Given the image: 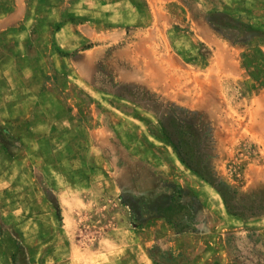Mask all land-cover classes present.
I'll use <instances>...</instances> for the list:
<instances>
[{
	"label": "rangeland",
	"instance_id": "rangeland-1",
	"mask_svg": "<svg viewBox=\"0 0 264 264\" xmlns=\"http://www.w3.org/2000/svg\"><path fill=\"white\" fill-rule=\"evenodd\" d=\"M23 6L0 264H264V0Z\"/></svg>",
	"mask_w": 264,
	"mask_h": 264
},
{
	"label": "crops",
	"instance_id": "crops-1",
	"mask_svg": "<svg viewBox=\"0 0 264 264\" xmlns=\"http://www.w3.org/2000/svg\"><path fill=\"white\" fill-rule=\"evenodd\" d=\"M3 2L5 5L2 4ZM23 2L24 0H0V33L9 31L10 28L18 26L22 22L24 17Z\"/></svg>",
	"mask_w": 264,
	"mask_h": 264
},
{
	"label": "bare ground",
	"instance_id": "bare-ground-1",
	"mask_svg": "<svg viewBox=\"0 0 264 264\" xmlns=\"http://www.w3.org/2000/svg\"><path fill=\"white\" fill-rule=\"evenodd\" d=\"M261 173H263V172H261ZM264 174V173H263ZM260 175V174H259Z\"/></svg>",
	"mask_w": 264,
	"mask_h": 264
}]
</instances>
